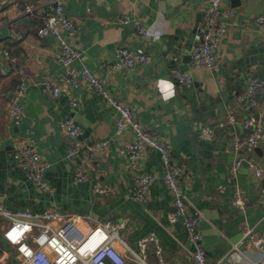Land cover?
I'll return each instance as SVG.
<instances>
[{
    "label": "crops",
    "instance_id": "crops-1",
    "mask_svg": "<svg viewBox=\"0 0 264 264\" xmlns=\"http://www.w3.org/2000/svg\"><path fill=\"white\" fill-rule=\"evenodd\" d=\"M8 7L0 0L1 11ZM226 7L232 16L223 22L225 35L212 69L195 68L191 57L203 34V0H68L64 11L79 28L69 41L80 55L73 64L78 71L88 69L103 76L122 46L151 55L145 66L114 73L109 92L133 107L141 122L171 145L174 159L185 167L182 188L205 214L200 230L210 264H253L264 259V242L255 245L264 239V143L253 151L234 145L249 133L244 127L251 113L244 100L246 77L264 81V23L258 21L264 17V0H226ZM124 14L130 18L127 25L118 23ZM137 23L150 31L148 37L137 38ZM41 25L22 8L12 9L0 23V203L14 211L57 209L64 215L91 218L94 225L124 224L125 229H118L121 240L149 264H161L157 248L165 264L184 263L187 248H193L183 219L171 222L174 198L164 181L160 153L148 150L139 170L133 169L126 155L133 135L118 134L116 110L81 79L71 93L57 99L31 84L36 78L61 81L66 71L58 61L54 40L39 38ZM5 50L16 60H6L1 55ZM175 70L192 74L191 88L175 83ZM24 79L23 115L10 121L8 101ZM72 96L79 101L76 107L70 104ZM69 118L82 127V141L110 143L104 160L85 162L86 183H75V167L81 160L67 158L70 141L59 128ZM221 122L228 123L220 127ZM201 128L210 130L209 139L201 135ZM15 137L32 141L48 161L44 179L52 194L38 192L18 165ZM248 157L254 168L244 162L233 176V162ZM258 169L261 177L256 176ZM144 172L156 178L147 205L134 198L137 177ZM247 230L252 232L245 238ZM116 244L124 249L120 242ZM18 263L15 249L1 234L0 264Z\"/></svg>",
    "mask_w": 264,
    "mask_h": 264
},
{
    "label": "built area",
    "instance_id": "built-area-1",
    "mask_svg": "<svg viewBox=\"0 0 264 264\" xmlns=\"http://www.w3.org/2000/svg\"><path fill=\"white\" fill-rule=\"evenodd\" d=\"M9 7L3 11L0 9V23H4L12 12L19 8L32 19L42 22L38 28V36L42 40L53 39L58 47V61L66 67L61 81H53L49 78H36L31 80L35 87H41L47 91L53 99L60 98L64 94L71 93V89L77 86L81 79L87 83L94 93L101 95L107 105L116 110L117 132L122 135L130 132L134 142L127 145L126 155L135 170H139L141 162L148 150L153 149L160 153L164 165V181L174 198L175 212L171 222L175 223L180 218L186 228L188 242L193 250L187 248L188 259L182 264H210L207 253L203 247V237L200 230L205 214L197 209L189 200L182 188V180L186 178L185 167L173 157V150L169 143L160 140L159 136L146 127L139 119L136 111L122 101H119L109 92V86L113 83V74L123 69H131L136 65L145 66L151 62V55L146 52H134L126 47H119L116 51V61L107 66L103 76L94 75L88 69L78 71L74 68V62L79 58V52L70 44V40L77 35L79 28L77 21L66 15L64 6L68 0H3ZM204 29L199 43L191 50V57L195 68L212 69L215 66L216 51L225 35L224 20L232 16V11L226 7V0H203ZM264 23V17L258 19ZM121 25L130 23V18L124 14L118 19ZM136 35L138 39L148 37L150 31L137 23ZM20 38V37H18ZM6 60H16L9 51L1 54ZM4 72V76H8ZM175 83L181 88H191L193 77L190 72L175 70L173 73ZM247 90L244 100L248 104L251 113L244 121V127L249 131L247 135L234 145L235 148L246 147L250 151L257 149L264 143V81L248 75L246 77ZM27 92V83L24 79L15 89L7 105V118L17 121L23 115L21 100ZM72 107H76L79 101L72 96ZM234 119L231 118L230 122ZM225 124L228 122H224ZM223 122L218 126L222 127ZM64 137L70 141L68 159H80L81 163L75 167V183H86L89 174L85 162L93 159L104 160L110 151L109 141H95L86 143L81 140L82 127L74 119H65L59 124ZM201 135L206 139L211 137L208 128L200 129ZM15 156L18 165L26 171L30 182L40 193L52 194L44 175L50 165L45 157L38 152L34 143L28 139L13 138ZM246 162L254 168L252 159H239L232 164V174L235 176L238 170ZM261 170H256V176L261 177ZM156 178L150 173H139L137 188L134 198L141 204L147 205L150 201L151 188ZM0 219L5 223L2 237L4 241L15 249L19 259L18 264H149L146 257L132 251L120 238L119 230L126 225L114 226L112 224H93L91 218L75 215H64L57 209L48 208L41 213L27 210H11L0 203ZM119 229V230H118ZM252 231L247 230L245 238ZM121 247L117 248V244ZM264 239L255 243L259 246ZM143 244H146L143 243ZM157 244V243H156ZM236 251H241L238 246ZM157 257L161 264H165L162 251L157 248ZM253 264H264L262 261H254Z\"/></svg>",
    "mask_w": 264,
    "mask_h": 264
},
{
    "label": "rangeland",
    "instance_id": "rangeland-1",
    "mask_svg": "<svg viewBox=\"0 0 264 264\" xmlns=\"http://www.w3.org/2000/svg\"><path fill=\"white\" fill-rule=\"evenodd\" d=\"M6 111V110H5ZM5 223H3L2 221H0V235L2 234L4 227H5Z\"/></svg>",
    "mask_w": 264,
    "mask_h": 264
}]
</instances>
